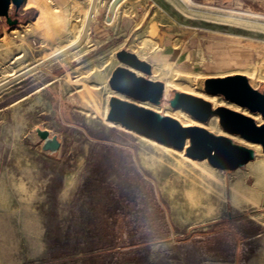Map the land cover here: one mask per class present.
<instances>
[{
	"label": "rangeland",
	"instance_id": "obj_1",
	"mask_svg": "<svg viewBox=\"0 0 264 264\" xmlns=\"http://www.w3.org/2000/svg\"><path fill=\"white\" fill-rule=\"evenodd\" d=\"M156 1L176 26L186 25L194 35L199 29L229 35L236 52L253 55L215 66L200 55L193 70L151 68L150 75L137 76L165 88L169 74L205 94L206 79L243 70L250 87L264 91V23L188 10L180 0ZM254 1L214 6L264 14V0ZM29 2L34 6L23 5L16 17L11 6L17 25L0 18V83L80 32L84 0ZM73 4L79 9L72 11ZM118 66L124 65L116 53L82 44L0 92V264H264V193L235 203L230 198L239 178L252 187L257 175L264 177L260 145L224 132L217 116L201 123L173 109L169 100L178 90L170 86L160 104L138 103L182 126L196 123L226 136L253 149L255 158L234 171L214 169L206 160L188 158L185 149L108 121L110 97L132 101L108 85ZM227 104L257 115L254 121L261 124L258 113ZM36 128L58 136L56 156L41 150Z\"/></svg>",
	"mask_w": 264,
	"mask_h": 264
},
{
	"label": "water",
	"instance_id": "obj_2",
	"mask_svg": "<svg viewBox=\"0 0 264 264\" xmlns=\"http://www.w3.org/2000/svg\"><path fill=\"white\" fill-rule=\"evenodd\" d=\"M120 1L112 0L108 14L113 12ZM24 3L25 0H0V18L5 19L10 27L17 25L18 19H12L10 16V7L13 6L16 17ZM96 4L97 0H91L84 28L75 43L0 83V92L68 52L79 48L88 33ZM116 58L124 66L114 69L108 85L111 90L132 101L117 96L110 97L108 121L167 147L176 150L185 149L188 158L206 160L214 169L234 171L244 167L255 158L253 149L235 144L226 136L214 135L199 126H182L171 117L163 116L141 106L139 103L160 104L164 96L163 83L136 75L135 71L150 75L151 66L135 54L121 50L116 53ZM203 90L208 95L220 96L225 101L247 109L250 113H258L264 120V91L260 92L251 88L245 76L230 75L222 78H208L204 81ZM169 104L173 109H181L201 123L207 122L212 116H217L218 123L224 132L239 136L249 143L260 145L264 153V123L258 125L252 118L237 111L223 106L213 108L208 101L177 91H173ZM35 133L41 140V150L49 156H56L61 146L58 136L52 135L43 128H36ZM187 142L188 145H186Z\"/></svg>",
	"mask_w": 264,
	"mask_h": 264
},
{
	"label": "crops",
	"instance_id": "obj_3",
	"mask_svg": "<svg viewBox=\"0 0 264 264\" xmlns=\"http://www.w3.org/2000/svg\"><path fill=\"white\" fill-rule=\"evenodd\" d=\"M56 1L59 4H65L70 0ZM84 1L86 10L82 21L86 19L91 4V0ZM192 1L198 4L224 6H233V2L237 1L243 2V0ZM111 2L112 0H97L88 33L83 42L90 51L99 48L100 53H117L124 46L128 50L132 46L135 49L129 51L136 56L138 53L142 54L143 57H137L147 62L152 69L193 70L200 55L203 60L207 58L211 60L214 63L213 66L233 63V58L242 61L252 58L253 54L249 50L242 49L236 52L232 47V37L229 35L207 29H199L197 35H194L188 26L183 24L176 26L169 21L165 11L159 10L156 0H121L113 12L108 14ZM254 2L251 0V3ZM32 3L25 0L23 5L34 6ZM181 3L189 10V7L182 1ZM71 8L74 11L78 10L79 6L73 4ZM21 15L23 12L20 13Z\"/></svg>",
	"mask_w": 264,
	"mask_h": 264
},
{
	"label": "bare ground",
	"instance_id": "obj_4",
	"mask_svg": "<svg viewBox=\"0 0 264 264\" xmlns=\"http://www.w3.org/2000/svg\"><path fill=\"white\" fill-rule=\"evenodd\" d=\"M181 1L187 7H189L190 9L199 10V11L208 12V13H213V14H216V15L233 17V18H237V19H240V20H246V21L257 22V23H264V14H261V13H254V12H250V11H243V10H238V9H234V8L233 9H230V8H225V7H220V6H214V5H210V4H198V3H196V2H194L192 0H181ZM60 18H61L60 14L56 11L54 13V19L55 20H60ZM86 18H87V16H86ZM85 21H86V19L82 21L81 29H80V35H81L82 30L84 28ZM80 35H78L68 45H66L65 47L61 48L60 50L52 53L47 58L53 56L54 54L58 53L59 51L65 49V48L69 47L70 45H72L73 43H75L77 41V39L80 37ZM47 58H45V59H47ZM45 59H43V60H45ZM43 60H41V61H43ZM243 72H244L243 70L242 71H239L238 75H241V73H243ZM248 72H249V74H253L252 71L251 72L248 71ZM228 75H230V74H225V73L220 74V73H217V74L214 75L215 77H213V78H222V77H225V76H228ZM14 76H12V77H14ZM164 76H166L168 78V80L166 81V84H165V88H164L165 89L164 90V96H166V94H167V87L170 86L172 88L177 89L179 93H184V94L192 95V96H195V97H199V98H201L203 100H206V101L210 102L213 105V108H215L217 106H223V107H226V108H228L230 110L237 111V112H239V113H241V114H243L245 116H248V117L252 118L253 120L254 119L255 120L258 119V116L257 115L254 117L251 114H248V113L244 112L243 110L241 111L240 109H238L235 106H231V105L227 104V101H222V100L220 101V100H218L217 99L218 96H211V95L208 96V94H206L205 92H204L205 94H203L201 92H196L193 89H191L190 87L185 86L182 83H176L177 80H176L175 77L174 78L173 77H170L169 74H165ZM190 123L191 122H188L187 124H183V126H191ZM259 123H261V124L264 123V120L259 121ZM192 125L199 126L196 123L195 124H192ZM210 125L216 126V123H211V121H210ZM252 145H254L256 147V149L259 147V145H257V144H252ZM242 180L243 179L239 178L238 180H236V182L234 184L232 183L231 186H230V198H231V202L232 203L233 202L235 203L236 201H239L241 199L256 198V197L261 196L264 193V177H263V175L259 174V175H257L254 178V184H253L252 187H248L247 185H245L242 182ZM221 184L223 185V183H221Z\"/></svg>",
	"mask_w": 264,
	"mask_h": 264
}]
</instances>
